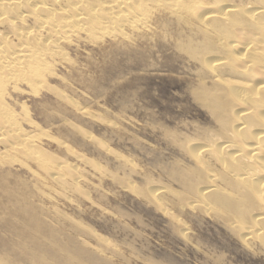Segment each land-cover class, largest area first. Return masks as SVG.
I'll return each instance as SVG.
<instances>
[{
    "label": "bare ground",
    "instance_id": "bare-ground-1",
    "mask_svg": "<svg viewBox=\"0 0 264 264\" xmlns=\"http://www.w3.org/2000/svg\"><path fill=\"white\" fill-rule=\"evenodd\" d=\"M163 15L168 17L169 21L178 23V27L182 26L181 30L184 28L185 33L182 31L184 34L180 31L183 34L180 41H175L174 38L170 41L179 43L178 49L197 65V71L195 69L193 72H197L199 82L197 87L194 85V89L191 88L189 91L192 90L195 101L208 111L215 128L207 133L202 132L199 138L195 135L196 141L192 138L191 141L188 140L190 144L185 147V152L189 156L191 165L189 163V167L185 165L188 168L184 166V169L179 168L172 173V178L176 183L177 181L180 183L183 192L174 193L178 188L172 192L173 189L170 190L172 185L170 187L167 185L144 190L145 195L151 203L153 202L168 214L170 211L166 207L167 204L166 206L164 204V196L173 193L176 204L210 215L215 222L223 224L228 229L229 235L245 248L258 249L264 254V0H0V264H21V262L25 264H100L99 256L97 257L90 249L83 248L84 240L80 246L73 241L71 235L67 237L64 231L53 222L51 223L44 214L45 207L34 204V196L41 191L39 187H29L22 179L12 176L10 167L18 163L19 167L26 168L30 178L36 181L43 183L50 180L56 185L69 183L73 192L75 190L73 187L82 186L79 174L81 169L78 171L76 167L66 162L67 160H56L58 158H53L54 154L50 153V155L47 150L42 149L41 140L46 131L42 130V134L38 133L41 128L37 121L29 117V111L26 110L24 103H17L16 96L26 92L32 97H37L41 91L47 92L51 88L47 83L48 78L57 74L56 67H59L57 59L60 61L67 58L65 50L67 47L79 42L98 44L107 37L126 40L132 33L138 35L151 33L154 17L160 18ZM163 21L166 25L165 20ZM166 34L165 32L164 36ZM142 39L144 40L143 37ZM150 39L148 40L152 42L154 38ZM119 45L118 48H120ZM128 47L127 49H130ZM111 51L114 50L110 49L109 52ZM186 62L184 64H187ZM194 79L191 77V81ZM71 104L77 107L74 103ZM35 106L38 105L35 104ZM66 113L64 115H67ZM81 113L90 115L87 109L82 110ZM64 118L66 119L67 116ZM63 119L62 121L65 120ZM53 123L54 125L51 126L55 128V122ZM23 124L28 128H24ZM206 129L209 130L210 127ZM45 136L48 135L45 134ZM113 155L115 156L114 152ZM119 157L117 155V158ZM31 163L34 168L30 165ZM7 166L10 168L8 171L4 169ZM95 168L97 169V166ZM80 192H78L79 195H81ZM83 193H85L84 189ZM172 224L175 227V224ZM79 225L78 228H80ZM186 227L183 228L186 229ZM81 229L83 228L78 229L79 232ZM184 231L187 233L188 230ZM76 233L80 236L84 235V231L83 233L81 231V234L78 231ZM99 243L101 244L100 241ZM103 245L102 243L101 246Z\"/></svg>",
    "mask_w": 264,
    "mask_h": 264
},
{
    "label": "rangeland",
    "instance_id": "rangeland-1",
    "mask_svg": "<svg viewBox=\"0 0 264 264\" xmlns=\"http://www.w3.org/2000/svg\"><path fill=\"white\" fill-rule=\"evenodd\" d=\"M162 18H164L166 25H164ZM154 20L151 33H139V35L141 34L140 36L137 33H132L129 34V39L126 38V40H120L121 38L118 37H107L98 44L79 42V44L67 47L65 49L67 60L61 59L59 61L57 59V66H59L56 67L57 74L48 78L47 83L51 86L47 90L48 93L43 90L37 97H32L31 94L26 92L16 96L17 103H24L26 110L28 109L29 111V117L35 122L37 121L36 123L41 128L37 132L39 134L42 130L47 132H42V149L44 151L47 150L49 154H54L53 158H58L56 160H67L66 162L76 167L78 171L81 169L79 174L82 186L73 187V190L75 189L73 192L69 183L56 185L55 182L46 180L43 184L41 181L30 178L26 168L23 166L19 167L18 163H15L12 166L13 168L10 167L11 174L22 179L29 187H39L41 191L37 193V196H34V204L44 206V214L50 222L60 227L59 229L63 230L67 237L71 235V238L77 244L79 243L80 246L84 245L83 248L86 247L87 250L93 251L92 253H95L97 257L99 256L100 264H264V254L263 252L261 253V250L253 249V251L245 248L229 235L228 229L223 224L215 222L210 215L196 209L182 207L178 203L176 204L175 197H173L175 194L171 193L164 196V204L165 206L167 204L166 207L170 211L168 214L164 213L153 202L151 203V200L145 195L144 190L147 191L161 186L166 187L167 185L169 187L172 185L170 187V190L173 189L172 192L178 188L174 193L183 192L180 183L178 181L176 183L172 178V173L179 168L184 169L191 165L189 156L185 152V147L190 144L188 140L191 141L193 139V141H196L202 132L207 133L215 128L208 111L198 101H195L192 96V90L195 86L197 87L199 82L196 72L198 67L193 61H190L191 59L189 60V57H186V54H183L178 49L179 43L175 42L182 39L185 33L184 28L181 30L182 26L178 27V23L172 20L169 21L168 17L164 15L160 18L155 16ZM171 23L172 25L170 26ZM165 26L167 27L165 28ZM169 30L171 31L169 32ZM180 31L184 33L182 32L183 34H181ZM165 32L168 35L164 36ZM149 37L151 39L154 38L152 42L148 40L150 39ZM171 39L175 41L173 42L172 40L171 42ZM118 45L122 48H118ZM127 45L130 49H127ZM152 48L155 49L153 50ZM110 49L115 52H109ZM109 60L113 62L110 61V63ZM184 62L187 64H184ZM150 63L153 64L152 67ZM191 63L192 65L194 64V67H192ZM195 69L196 71L193 72ZM93 74L97 75L98 78ZM194 74L195 76H191ZM85 77L86 79L88 78V81ZM191 77L192 79L195 77L197 79L195 78L194 81H191ZM102 78H105L106 81ZM99 86L100 88L102 87V90H100ZM191 88L192 90L189 91ZM82 91L85 92L83 93ZM18 97L19 99H17ZM35 100L38 102L36 103ZM71 103H74L77 107H73ZM35 104L38 106L36 107ZM84 109L89 110L90 115L81 113ZM18 110L20 111V109ZM37 110L39 111L37 112ZM75 110H77L78 114ZM65 113L67 115H64ZM66 116L67 118L65 119L64 117ZM76 116L77 118H75ZM53 122H55V128L51 126L54 125ZM23 127L28 128L24 124ZM194 132L195 134H193ZM45 134L48 136H45ZM195 135L197 138H195ZM49 137L51 138L48 139ZM60 140L62 141L60 142ZM179 141L180 143H178ZM182 141L185 145L182 144ZM178 144L184 145V147L181 146V148ZM176 145L178 146L176 147ZM108 148L109 150H107ZM111 150L115 153V156H112L113 152ZM62 152L66 154L64 155ZM117 155L120 157L117 158ZM30 165L34 168L33 163ZM185 165H188V167ZM96 166L97 169L95 168ZM10 168L8 166L4 167L6 171ZM167 174L171 175L168 176ZM83 189L85 193H83ZM85 196L87 198H83ZM168 201L173 202L169 203ZM175 217L180 219L176 220ZM80 222L81 225H79ZM172 223L175 224V227ZM78 225L83 228L80 232ZM183 227H186V229ZM182 229L189 232H183ZM76 230L79 234L84 231V235H78ZM94 234L97 235L94 236ZM96 237L99 238L98 241ZM83 240L85 243L81 245ZM102 243L106 248L103 247L104 245L101 246ZM134 255L137 257L135 258ZM21 264L25 263L21 262Z\"/></svg>",
    "mask_w": 264,
    "mask_h": 264
}]
</instances>
